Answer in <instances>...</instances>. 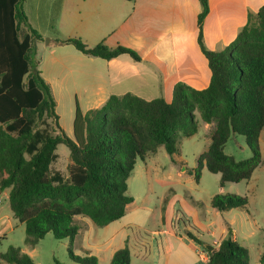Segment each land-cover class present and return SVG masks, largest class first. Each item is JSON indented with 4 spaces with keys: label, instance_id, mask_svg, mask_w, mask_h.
Returning a JSON list of instances; mask_svg holds the SVG:
<instances>
[{
    "label": "trees",
    "instance_id": "16d2710c",
    "mask_svg": "<svg viewBox=\"0 0 264 264\" xmlns=\"http://www.w3.org/2000/svg\"><path fill=\"white\" fill-rule=\"evenodd\" d=\"M133 1V0H128ZM198 45L208 61L211 81L204 90L178 83L170 103L163 98L147 101L132 94L111 96L101 107L83 113L76 107L73 137L61 128L56 100L42 77L36 43L43 37L31 27L23 0H0V192H9L10 209L25 224V244L34 248L48 234L68 239V254L77 264H99L90 255L74 253L80 231L77 217L99 228L122 219L134 201L128 180L137 161L163 148L175 162L184 139L198 133L197 114L214 125L211 144L195 168L197 183L202 167L220 175V187L252 178L264 164L260 135L264 129V7L249 14L236 40L220 52L207 49L203 23L208 0H200ZM81 53L105 60L138 54L125 47H90L79 38L56 40ZM232 135L245 138L251 157L237 160L225 152ZM70 152L68 178L51 174L56 150ZM60 180V181H59ZM59 181L58 184H55ZM247 196L216 194L211 206L219 212L247 208ZM189 238L200 244L191 233ZM209 253L207 264H250L248 248L231 238ZM0 262L35 264L20 248L9 247ZM57 264H60L58 261ZM110 264H131L125 246ZM258 264H264V251Z\"/></svg>",
    "mask_w": 264,
    "mask_h": 264
},
{
    "label": "crops",
    "instance_id": "0c3cea01",
    "mask_svg": "<svg viewBox=\"0 0 264 264\" xmlns=\"http://www.w3.org/2000/svg\"><path fill=\"white\" fill-rule=\"evenodd\" d=\"M208 4L203 40L207 49L220 52L236 40L249 14L264 7V0H208ZM23 9L31 27L43 37L36 43V58L56 100L60 126L69 137H73L76 107L86 113L101 108L111 96L126 94L170 103L178 83L197 90L210 85L211 70L197 41L200 0H23ZM69 38H79L90 47L103 43L111 49L129 48L140 60L128 54L105 60L85 55L73 45L56 43ZM203 125L211 144L214 125ZM181 164V156H175L171 170ZM57 172L64 176L61 170ZM4 192L9 200L10 190ZM214 196L205 204L202 218L184 217L186 222L178 211L172 217L161 213L156 219L133 196L125 216L106 227L77 217L81 228L74 253L110 264L115 252L128 246L131 264H207L209 258L202 260L200 251L206 246L217 250L231 238L248 248L250 264H258L264 236L255 242L256 226L236 227L230 213L238 209L219 212L211 206Z\"/></svg>",
    "mask_w": 264,
    "mask_h": 264
},
{
    "label": "rangeland",
    "instance_id": "374dc122",
    "mask_svg": "<svg viewBox=\"0 0 264 264\" xmlns=\"http://www.w3.org/2000/svg\"><path fill=\"white\" fill-rule=\"evenodd\" d=\"M197 120L200 124L199 132L192 138L185 139L182 143L180 154L182 164L171 170L172 158L161 148L156 154L149 155L146 159L138 160L129 180V194L135 197L139 207H148L156 219L164 213L172 217L175 211L186 222L184 217L202 218L205 204L211 195L236 194L247 196V208L238 209L230 213L234 218L235 226L244 229L249 224L256 226L255 242L264 236V164L260 166L251 180L238 183H228L227 189L220 187V175L210 173L206 168L202 170L199 183L196 181L195 168L198 157L207 151L210 138L199 114ZM65 123V120H63ZM63 128V127H62ZM260 148L264 160V129L261 135ZM226 154L234 156L237 160L251 157L245 138L232 135L226 144ZM57 159L50 169L52 175L61 170V179L68 177V164L70 152L65 145H60L56 151ZM184 168L187 169L184 171ZM60 181V180H59ZM56 181L55 184H58ZM239 192L240 194H238ZM101 232L102 229H97ZM25 224L16 219L10 209L7 194L0 193V252H6L9 247L20 248L28 254L35 264H77L68 254L69 240H57L52 233H48L34 248L25 244ZM74 252L76 253L75 249ZM80 255V254H78ZM0 264H7L0 262Z\"/></svg>",
    "mask_w": 264,
    "mask_h": 264
},
{
    "label": "built area",
    "instance_id": "2783aa9c",
    "mask_svg": "<svg viewBox=\"0 0 264 264\" xmlns=\"http://www.w3.org/2000/svg\"><path fill=\"white\" fill-rule=\"evenodd\" d=\"M199 256L202 260H207L209 258V253L204 249L203 251H200Z\"/></svg>",
    "mask_w": 264,
    "mask_h": 264
},
{
    "label": "water",
    "instance_id": "95a60500",
    "mask_svg": "<svg viewBox=\"0 0 264 264\" xmlns=\"http://www.w3.org/2000/svg\"><path fill=\"white\" fill-rule=\"evenodd\" d=\"M1 193V192H0ZM206 249H208V250H212V247H210V246H206ZM213 251H215V250H213Z\"/></svg>",
    "mask_w": 264,
    "mask_h": 264
}]
</instances>
